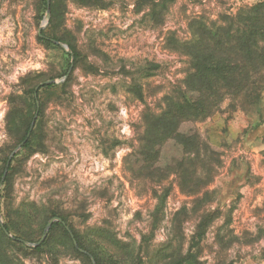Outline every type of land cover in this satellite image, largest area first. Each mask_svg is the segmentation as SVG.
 Returning <instances> with one entry per match:
<instances>
[{
	"label": "rangeland",
	"instance_id": "1",
	"mask_svg": "<svg viewBox=\"0 0 264 264\" xmlns=\"http://www.w3.org/2000/svg\"><path fill=\"white\" fill-rule=\"evenodd\" d=\"M40 1L0 0V159L7 154L9 159L23 142L6 127L10 96L68 76L41 90V122L31 146L15 153L5 214L39 240L48 222L60 218L51 213H61L83 240L105 247V264L135 262L144 235L149 242L141 248L144 258L173 242L176 249L165 256L169 261L179 244L187 251L206 217V231L194 248L202 264H264V91L261 117L227 112L224 103L206 120L182 126L200 130L214 150L196 193L182 189L176 175L158 172L167 178H153L157 172L141 168L133 153L147 106L158 110L166 92L187 74L183 44L196 24L222 25L225 17L259 0H164L162 5V0H54L51 24V0L45 10ZM41 27L47 33L51 27L63 41L40 40ZM57 42L74 46L77 56L72 52L67 61L69 53ZM135 87L143 100L132 92ZM18 101L22 107L23 98ZM172 158L163 157V167ZM54 238L59 264H79L61 252V236ZM21 241L29 247L37 243ZM46 259L35 253L26 261L47 264Z\"/></svg>",
	"mask_w": 264,
	"mask_h": 264
},
{
	"label": "trees",
	"instance_id": "2",
	"mask_svg": "<svg viewBox=\"0 0 264 264\" xmlns=\"http://www.w3.org/2000/svg\"><path fill=\"white\" fill-rule=\"evenodd\" d=\"M172 1V0H168ZM82 2H88L83 1ZM164 0H162L161 5ZM41 8H47V0L40 1ZM165 8V7H164ZM52 17L56 15L54 0H51ZM45 30L38 38L45 43L53 44L51 39L63 41L62 36L51 30ZM72 54L77 56L74 46L69 44ZM185 54L188 56L189 67L184 80L172 87L170 92L162 97L158 110L147 106L142 119V130L135 138L134 152L142 161L141 168L150 169L157 173L153 178L158 181L167 177L164 174L176 175L182 189L197 192V181L202 178L208 167V159L214 152L209 141L204 138L198 129L183 131L185 123L204 121L217 112H234L242 110L247 114L255 113L261 117L260 103L264 91V0H259L255 5L243 7L235 16L225 17L222 25L208 27L203 22L196 24L190 40L183 44ZM67 61L71 54L65 53ZM70 63L67 65L69 68ZM67 69L65 73H67ZM56 87L54 84L41 87L35 96L36 85L27 88L23 98L22 107H19L18 96H10V110L6 116V127L11 134L20 136L19 143L27 138L23 148L31 146L35 139L36 130L39 128L42 117L43 105L41 90ZM137 98L143 100L140 89L132 91ZM22 108V109H21ZM35 119L34 128L31 130L32 121ZM41 127V125H40ZM8 166V154L0 159V212L3 215V225L0 224V264H27L31 254L48 256L47 264H59L58 242L55 234L61 236V252L79 264H105L103 249L97 240L86 242L75 227L67 220L66 216L53 212L52 216L62 218L63 222H54L48 235L34 247L26 246L21 240L38 242L30 237L21 223L3 211L6 191L11 186L13 176V162ZM173 157L167 167H163V157ZM4 177V180H3ZM152 178V179H153ZM168 191L159 197L162 204ZM33 215L30 213L29 218ZM49 216V217H50ZM208 221L206 217L199 223L198 231L193 236L192 244L187 251L182 252V244L177 247V255L166 261L167 250L176 249L173 242H168L164 248H159L155 255L144 258L141 248H149L148 236H143V241L138 245L136 261L130 264H145V260H161L163 264H202L194 252L206 231ZM68 226V227H67ZM44 227V226H43ZM40 230L39 236L43 232ZM6 231L12 235L9 237ZM145 240H147L145 242ZM75 241V242H74ZM144 248V249H145ZM135 251L136 247H126ZM147 250V249H145ZM51 259V261H50ZM52 262V263H51Z\"/></svg>",
	"mask_w": 264,
	"mask_h": 264
},
{
	"label": "water",
	"instance_id": "3",
	"mask_svg": "<svg viewBox=\"0 0 264 264\" xmlns=\"http://www.w3.org/2000/svg\"><path fill=\"white\" fill-rule=\"evenodd\" d=\"M47 5H48V7H49V5H50V0H47ZM47 13H48V17H50V10H49V9H48V12H47ZM43 28H44V27H41V28H40V31H39L40 36H43V35L41 34ZM57 43H58L59 45H61V46H62V47H63V48L69 53V54L72 53V51L68 48L67 45H63V44H61L60 42H57ZM72 58H73V56H72ZM71 70H72V66H71V68H70L68 74L71 72ZM67 76H68V75H66V77H65L64 79H62V80H54V79H50V80H47V81H44V82L40 83V84L36 87V89H35V96H37V92H38V90H39V88H40L41 86L48 85V84H51V83H62V82L65 81V79L67 78ZM34 124H35V119L32 121V124H31V127H30L31 130L34 128ZM29 135H30V133H28L27 138L29 137ZM27 138H26L22 143H20V145H18V147H17V148L11 153V155H10V157H9V159H8V166L10 165V162H11L12 157H13V156L15 155V153H16V152L22 147V145L26 142ZM3 180H4V177H3ZM0 188H1V185H0ZM55 221H60V222H62V220H61L60 218H53V219H51V220L48 222V224H47V227H46V229H45V234L43 235L42 239H40V241H38L37 243L33 244L34 246L40 244V243L44 240V238H45L46 235L48 234V231L50 230V228H51L53 222H55ZM0 224L3 225V222H2V220H1V214H0ZM6 233H8V232L6 231ZM74 242H75V241H74Z\"/></svg>",
	"mask_w": 264,
	"mask_h": 264
}]
</instances>
